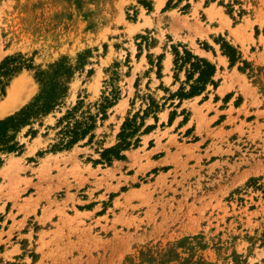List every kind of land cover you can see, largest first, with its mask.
I'll return each mask as SVG.
<instances>
[{
  "label": "rangeland",
  "instance_id": "1",
  "mask_svg": "<svg viewBox=\"0 0 264 264\" xmlns=\"http://www.w3.org/2000/svg\"><path fill=\"white\" fill-rule=\"evenodd\" d=\"M166 2L0 0V62L33 66L9 83L0 120L39 93L36 72L71 71L58 105L17 134L22 152L0 153V264H264V0ZM172 48L212 63L217 87L176 107ZM148 98L158 110L136 147L96 163ZM78 103L98 116L93 139L54 151Z\"/></svg>",
  "mask_w": 264,
  "mask_h": 264
},
{
  "label": "trees",
  "instance_id": "2",
  "mask_svg": "<svg viewBox=\"0 0 264 264\" xmlns=\"http://www.w3.org/2000/svg\"><path fill=\"white\" fill-rule=\"evenodd\" d=\"M182 2L185 5L182 11L189 9L188 0H167L164 10L173 9ZM221 51L229 59L230 65L236 62V51L228 44H221ZM173 66L176 73L184 71L185 80L179 89L169 95V99H177L176 107H179L183 100L190 99L202 95L208 86L214 89L217 82L214 81L216 73L215 66L204 58L193 55L190 51L183 49L181 52L172 48ZM161 56L157 59V74L159 76ZM33 69L31 63H28L22 55L8 56L0 62V98L5 96L6 88L11 80L22 70ZM71 71L66 67L65 63L59 62L48 67L46 71H38L34 78L40 85L39 93L32 99L30 103L21 108L18 112L0 120V153L19 154L22 152L23 145L16 140L17 134L24 127L31 126L37 119L48 115L59 103L63 97L66 87L62 82L63 78H68ZM117 94L113 93L112 97H104L102 103L98 104V115L101 121L107 118V109L113 107L117 101ZM158 110V105L148 98V103L141 116L134 114L131 118H126L122 123L119 133L117 134V142L114 146L102 150L100 159L96 163H104L110 165L114 160H122L124 157L122 152L130 147H136L139 139L136 135L140 132L143 120L148 115L154 114ZM173 115V114H172ZM95 117L89 112H83L81 103H78L70 111L58 121L59 130L58 144L53 146L54 151L69 150L75 144L88 138V142L93 139L91 134L96 126ZM140 120V122L137 121ZM172 117L169 123L172 122ZM150 127L144 128L140 134H145ZM35 131H31L33 135ZM0 159V164H1Z\"/></svg>",
  "mask_w": 264,
  "mask_h": 264
},
{
  "label": "bare ground",
  "instance_id": "3",
  "mask_svg": "<svg viewBox=\"0 0 264 264\" xmlns=\"http://www.w3.org/2000/svg\"><path fill=\"white\" fill-rule=\"evenodd\" d=\"M15 88H16V86L14 85V86H12V88H11V90L9 91V94L11 95L12 94V91H14L15 90ZM10 97V96H9ZM2 113V112H1ZM0 113V114H1ZM31 151V150H30Z\"/></svg>",
  "mask_w": 264,
  "mask_h": 264
}]
</instances>
